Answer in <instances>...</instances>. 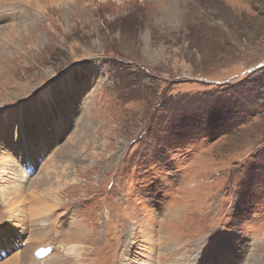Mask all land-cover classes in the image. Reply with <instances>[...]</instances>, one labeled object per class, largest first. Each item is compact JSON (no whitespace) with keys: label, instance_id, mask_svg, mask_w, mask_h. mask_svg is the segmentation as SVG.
<instances>
[{"label":"rangeland","instance_id":"374dc122","mask_svg":"<svg viewBox=\"0 0 264 264\" xmlns=\"http://www.w3.org/2000/svg\"><path fill=\"white\" fill-rule=\"evenodd\" d=\"M0 155V264H264V0H0Z\"/></svg>","mask_w":264,"mask_h":264},{"label":"bare ground","instance_id":"6f19581e","mask_svg":"<svg viewBox=\"0 0 264 264\" xmlns=\"http://www.w3.org/2000/svg\"><path fill=\"white\" fill-rule=\"evenodd\" d=\"M29 1V0H27ZM45 1V0H44ZM49 2V1H48ZM47 3V2H46ZM38 6L40 9H42V5L38 3ZM3 154V153H2ZM8 157H4L2 155H0V182L3 180V176L7 173V169H8ZM10 166V165H9ZM45 192V191H44ZM6 193H0L1 196V202L3 204V206L7 209V214H8V218H16L15 216L20 212H22V205H23V198L22 196L18 195H13V196H7L5 195ZM15 194V193H14ZM43 194V193H41ZM38 195V194H37ZM35 195H33L34 197ZM40 196V195H39ZM41 197V196H40ZM39 197V198H40ZM30 200V199H29ZM34 200V199H33ZM32 200V201H33ZM41 200V199H40ZM53 200V199H52ZM37 201V200H36ZM43 202V201H42ZM41 201L39 203H42ZM44 203V202H43ZM36 204V203H35ZM47 204V203H44ZM49 205V204H48ZM31 206V205H30ZM44 206V205H43ZM51 206V205H50ZM35 207V206H34ZM37 207V206H36ZM31 208V207H30ZM40 208V207H39ZM35 209V208H34ZM39 211V210H38ZM40 212V211H39ZM37 215V214H36ZM19 218V217H18ZM16 220V219H15ZM80 232V231H79ZM74 236V235H73ZM72 236V237H73ZM75 237V236H74ZM52 260H50L51 262H55L53 264H57L56 259L55 258H51Z\"/></svg>","mask_w":264,"mask_h":264}]
</instances>
